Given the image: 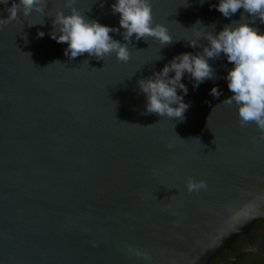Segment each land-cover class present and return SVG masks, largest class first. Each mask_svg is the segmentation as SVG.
<instances>
[{"label":"water","instance_id":"water-1","mask_svg":"<svg viewBox=\"0 0 264 264\" xmlns=\"http://www.w3.org/2000/svg\"><path fill=\"white\" fill-rule=\"evenodd\" d=\"M95 2L76 7L118 27L115 0ZM217 3L151 0L154 23L175 42L133 38L128 63L87 53L69 60L67 45L48 35L50 17L41 26L39 15H20L3 26L0 264H210L264 220V133L241 127L236 106L222 103L232 95L224 79L232 65L210 61L217 79L196 91L182 80L191 104L184 122L144 115L137 87L174 56L198 51L187 46L197 21L209 32L245 22L242 9L225 18L210 7ZM10 6L0 5V19ZM62 8L48 0L50 16ZM252 26L264 32L259 20ZM189 178L207 190L189 193Z\"/></svg>","mask_w":264,"mask_h":264},{"label":"clouds","instance_id":"clouds-1","mask_svg":"<svg viewBox=\"0 0 264 264\" xmlns=\"http://www.w3.org/2000/svg\"><path fill=\"white\" fill-rule=\"evenodd\" d=\"M77 2L63 0V8L50 16L48 0H0V5L11 4L6 9L7 18L0 19V30L20 15H39L43 22L34 25L41 26L45 24L44 18L50 17L53 30L48 35L57 43L67 45L64 55L69 60L87 53L97 60L104 61L105 57L114 56L118 62L128 63L131 60L129 45L133 38L136 41L151 38L158 41L161 48L175 42L164 25L154 23L151 0H115L111 4V11L113 15H119L118 27L90 20L76 7ZM106 2L99 0V6L103 8ZM205 2L200 0L201 5ZM210 7L225 18H231L242 9L241 19L245 22L234 21L219 32L213 28L209 32V27L197 21L191 28L195 30L194 38L187 42V46L198 51L195 54H178L160 71L137 81L138 90L145 97L143 114L184 122L191 104L185 103L188 87L182 80L187 77L193 90H198L206 81L217 79L210 61L224 58L232 65L224 77L232 95L222 103L236 106L241 127L254 123L264 133V32L252 26L257 20L264 24V0H218ZM110 33L121 35L124 43L114 39ZM37 35L43 39L45 33L41 31ZM201 41L206 43L201 44ZM161 59L162 56L155 61ZM221 94L218 87H213L209 93L217 99ZM186 187L191 193L207 190L208 186L205 181L197 182L189 178Z\"/></svg>","mask_w":264,"mask_h":264},{"label":"flooded vegetation","instance_id":"flooded-vegetation-1","mask_svg":"<svg viewBox=\"0 0 264 264\" xmlns=\"http://www.w3.org/2000/svg\"><path fill=\"white\" fill-rule=\"evenodd\" d=\"M211 264H264V220H259L248 235H242L213 258Z\"/></svg>","mask_w":264,"mask_h":264},{"label":"trees","instance_id":"trees-1","mask_svg":"<svg viewBox=\"0 0 264 264\" xmlns=\"http://www.w3.org/2000/svg\"><path fill=\"white\" fill-rule=\"evenodd\" d=\"M211 264V263H210Z\"/></svg>","mask_w":264,"mask_h":264}]
</instances>
